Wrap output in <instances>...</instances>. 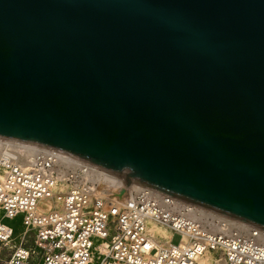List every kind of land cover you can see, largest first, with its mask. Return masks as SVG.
Segmentation results:
<instances>
[{"label":"water","instance_id":"95a60500","mask_svg":"<svg viewBox=\"0 0 264 264\" xmlns=\"http://www.w3.org/2000/svg\"><path fill=\"white\" fill-rule=\"evenodd\" d=\"M0 137L264 229V0H0Z\"/></svg>","mask_w":264,"mask_h":264},{"label":"built area","instance_id":"2783aa9c","mask_svg":"<svg viewBox=\"0 0 264 264\" xmlns=\"http://www.w3.org/2000/svg\"><path fill=\"white\" fill-rule=\"evenodd\" d=\"M19 217L35 229L36 248L12 245L10 222ZM0 244L12 249L7 264H199L208 253L225 264H264L263 228L126 184L70 153L1 137Z\"/></svg>","mask_w":264,"mask_h":264},{"label":"rangeland","instance_id":"374dc122","mask_svg":"<svg viewBox=\"0 0 264 264\" xmlns=\"http://www.w3.org/2000/svg\"><path fill=\"white\" fill-rule=\"evenodd\" d=\"M25 226H23L21 220L16 222V229H15V235H14V241L12 242V245H19L22 242L26 245H32L34 248H36L35 241H34V235H35V229H31L28 234L24 236L23 232L25 231ZM181 240L180 234H173L172 241L174 243H178ZM10 246H4L0 244V264H7L6 261L9 258L10 252H11ZM215 264H225L223 260L220 258L215 257Z\"/></svg>","mask_w":264,"mask_h":264},{"label":"bare ground","instance_id":"6f19581e","mask_svg":"<svg viewBox=\"0 0 264 264\" xmlns=\"http://www.w3.org/2000/svg\"><path fill=\"white\" fill-rule=\"evenodd\" d=\"M30 148L32 150V146H30ZM31 150L28 151L26 154V157L28 159H31V157L33 155V152ZM126 187H127V185H126ZM152 230L159 232V233L163 234L164 236L168 235V231L165 228L159 227L157 225H154L152 227ZM198 261H199V264H215V256L212 253H208V254L200 257L198 259Z\"/></svg>","mask_w":264,"mask_h":264},{"label":"crops","instance_id":"0c3cea01","mask_svg":"<svg viewBox=\"0 0 264 264\" xmlns=\"http://www.w3.org/2000/svg\"><path fill=\"white\" fill-rule=\"evenodd\" d=\"M19 220H21V222H22V224H23V226H25L24 225V223H23V218L22 217H19L17 220H15V221H13V222H10V224L13 226V228H14V231H15V229H16V222H18ZM6 222H7V220H5ZM25 231L23 232V234L25 233V232H28L29 233V231L31 230L30 228H27L26 226H25Z\"/></svg>","mask_w":264,"mask_h":264}]
</instances>
